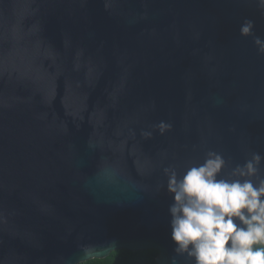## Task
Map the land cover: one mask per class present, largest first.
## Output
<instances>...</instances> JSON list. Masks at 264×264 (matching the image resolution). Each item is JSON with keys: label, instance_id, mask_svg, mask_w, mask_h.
<instances>
[{"label": "water", "instance_id": "water-1", "mask_svg": "<svg viewBox=\"0 0 264 264\" xmlns=\"http://www.w3.org/2000/svg\"><path fill=\"white\" fill-rule=\"evenodd\" d=\"M262 47L264 0H0V264H194L169 176L264 178Z\"/></svg>", "mask_w": 264, "mask_h": 264}, {"label": "clouds", "instance_id": "clouds-1", "mask_svg": "<svg viewBox=\"0 0 264 264\" xmlns=\"http://www.w3.org/2000/svg\"><path fill=\"white\" fill-rule=\"evenodd\" d=\"M250 26L242 33L248 34ZM260 160L254 155L232 175L254 176ZM224 164L221 155L209 152L183 177L171 172L167 188L173 198L169 212L174 251L186 253L194 264H264V178L258 183L219 178Z\"/></svg>", "mask_w": 264, "mask_h": 264}, {"label": "trees", "instance_id": "trees-1", "mask_svg": "<svg viewBox=\"0 0 264 264\" xmlns=\"http://www.w3.org/2000/svg\"><path fill=\"white\" fill-rule=\"evenodd\" d=\"M156 250L132 252L117 250L104 259H93L83 264H156Z\"/></svg>", "mask_w": 264, "mask_h": 264}, {"label": "flooded vegetation", "instance_id": "flooded-vegetation-1", "mask_svg": "<svg viewBox=\"0 0 264 264\" xmlns=\"http://www.w3.org/2000/svg\"><path fill=\"white\" fill-rule=\"evenodd\" d=\"M85 263V262H84ZM83 264V263H82ZM137 264H139L138 262H137Z\"/></svg>", "mask_w": 264, "mask_h": 264}]
</instances>
